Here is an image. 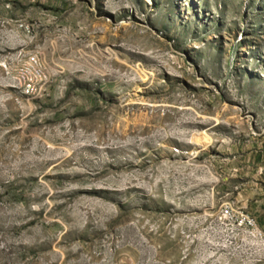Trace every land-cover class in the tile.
Wrapping results in <instances>:
<instances>
[{
	"label": "rangeland",
	"instance_id": "obj_1",
	"mask_svg": "<svg viewBox=\"0 0 264 264\" xmlns=\"http://www.w3.org/2000/svg\"><path fill=\"white\" fill-rule=\"evenodd\" d=\"M260 200L264 0H0V264H264Z\"/></svg>",
	"mask_w": 264,
	"mask_h": 264
},
{
	"label": "built area",
	"instance_id": "obj_2",
	"mask_svg": "<svg viewBox=\"0 0 264 264\" xmlns=\"http://www.w3.org/2000/svg\"><path fill=\"white\" fill-rule=\"evenodd\" d=\"M29 62L31 68H35L36 57L29 58ZM31 68L27 67V71L31 72ZM21 88L25 94L35 92L32 82H25ZM209 231L220 236L217 239L213 237L214 241L208 242L210 250L219 251L225 257L250 251L264 260V229L254 216L233 204L227 203L220 208Z\"/></svg>",
	"mask_w": 264,
	"mask_h": 264
},
{
	"label": "crops",
	"instance_id": "obj_3",
	"mask_svg": "<svg viewBox=\"0 0 264 264\" xmlns=\"http://www.w3.org/2000/svg\"><path fill=\"white\" fill-rule=\"evenodd\" d=\"M259 208L261 211L259 209L254 211L250 208L248 212L252 215H256L259 225L264 229V200L259 201Z\"/></svg>",
	"mask_w": 264,
	"mask_h": 264
}]
</instances>
